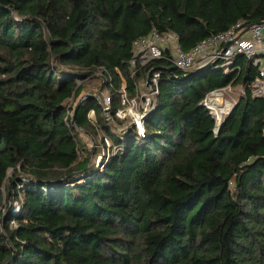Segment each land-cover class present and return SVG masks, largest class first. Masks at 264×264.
I'll use <instances>...</instances> for the list:
<instances>
[{
  "label": "trees",
  "instance_id": "16d2710c",
  "mask_svg": "<svg viewBox=\"0 0 264 264\" xmlns=\"http://www.w3.org/2000/svg\"><path fill=\"white\" fill-rule=\"evenodd\" d=\"M241 21L264 22V0H0V264H264L258 67L130 65L153 29L189 51ZM150 70L145 137L108 124L90 90L109 92L122 126V93L134 98ZM239 86L216 131L203 100ZM105 138L116 151L96 164Z\"/></svg>",
  "mask_w": 264,
  "mask_h": 264
},
{
  "label": "built area",
  "instance_id": "2783aa9c",
  "mask_svg": "<svg viewBox=\"0 0 264 264\" xmlns=\"http://www.w3.org/2000/svg\"><path fill=\"white\" fill-rule=\"evenodd\" d=\"M178 37L174 32L161 34L153 29L148 36H144L135 42L130 59L131 67H134L135 70L137 67L142 69L152 61L165 59L171 66L183 71L218 64L219 68H223L225 73H227L232 67L235 58L244 56L253 66L258 67V73L250 83L251 94L255 98L264 100V24H249L246 26L244 21L238 22L224 32L205 38L189 51H185L180 47ZM160 75L159 71L150 70L147 79L139 82L138 94L132 99L127 97L126 92L122 93V103L116 113V117L121 119V121H126L130 118L131 120L127 127L135 130L140 137H145V121L157 104L156 97L159 94ZM148 78L150 79L149 84ZM124 88L123 86V90ZM230 88L213 90L202 102L203 106L217 120L216 131L224 118L231 113L238 103L222 96L221 91L226 92ZM219 98L220 101L217 102L216 100ZM106 101L110 107L109 98ZM107 109L108 111L103 108L104 116L109 118L110 115L107 116V113L110 108ZM92 112L94 113L93 110ZM111 119L113 118L111 117ZM105 144L106 147L102 154V159L106 162L111 155L109 151L111 142L108 138H105ZM18 211L19 205L15 204L14 212Z\"/></svg>",
  "mask_w": 264,
  "mask_h": 264
},
{
  "label": "rangeland",
  "instance_id": "374dc122",
  "mask_svg": "<svg viewBox=\"0 0 264 264\" xmlns=\"http://www.w3.org/2000/svg\"><path fill=\"white\" fill-rule=\"evenodd\" d=\"M245 61H247V58L244 59ZM264 60V59H263ZM215 74V73H214ZM93 84L95 85H98V82L94 81ZM123 90V89H122ZM242 87H236V88H230L228 89L226 92L225 91H221L222 92V96L225 98V99H228V100H233V101H238V96L242 93ZM91 92L94 93V95L96 96V98L100 101V103L102 104V108H104L105 110L108 111L107 108H110L108 103H107V98H109V92L107 90H103V89H97V88H94L93 90L91 89L90 90ZM222 97V98H223ZM122 98V96H121ZM223 98V100H225ZM129 99H132V98H129ZM217 102L220 101V98L216 100ZM110 110V109H109ZM89 114H91V118H93V122H96V118L94 116V113L91 111ZM110 115V111L107 113V116ZM130 118L126 121H124V123H122V126H120L119 124H117V120H114V119H111V116H109V118H106V121L108 122V124H111V126L115 127V128H119L121 127L120 130H124L130 123ZM86 145L88 147V149H92L94 148L95 146H98V147H101V138L98 133H93V135L89 134V133H86ZM115 149H110V153H113ZM104 150L100 151L99 153H97L95 155V157L93 158L94 159V163L96 164H99L101 162V159H102V154H103Z\"/></svg>",
  "mask_w": 264,
  "mask_h": 264
},
{
  "label": "water",
  "instance_id": "95a60500",
  "mask_svg": "<svg viewBox=\"0 0 264 264\" xmlns=\"http://www.w3.org/2000/svg\"><path fill=\"white\" fill-rule=\"evenodd\" d=\"M260 24H264V22H260ZM208 67H210V65L202 66V67L198 68V70L195 71V73H196V72L204 71V70L208 69ZM171 71H173L172 68H169V72H171ZM149 83H150V79L148 78V84H149ZM219 128H220V127H219Z\"/></svg>",
  "mask_w": 264,
  "mask_h": 264
}]
</instances>
